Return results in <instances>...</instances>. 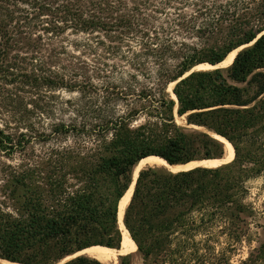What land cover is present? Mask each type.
Segmentation results:
<instances>
[{
	"label": "trees",
	"instance_id": "trees-1",
	"mask_svg": "<svg viewBox=\"0 0 264 264\" xmlns=\"http://www.w3.org/2000/svg\"><path fill=\"white\" fill-rule=\"evenodd\" d=\"M68 33L96 39L128 64L117 92L126 110L108 103L91 119L57 123V158L9 171L0 186V264H59L91 247L120 249V206L142 159L185 165L225 155L216 137L178 124L176 110L227 139L233 159L178 172L143 168L126 232L144 264H228L229 252L264 227V206L249 202L250 181L264 175V0H0V153L34 138L24 94L75 84L57 82L34 54L44 37ZM241 47L226 68L194 70ZM142 114L148 120L133 127ZM64 264L104 263L79 256ZM241 264H264V242Z\"/></svg>",
	"mask_w": 264,
	"mask_h": 264
},
{
	"label": "rangeland",
	"instance_id": "rangeland-1",
	"mask_svg": "<svg viewBox=\"0 0 264 264\" xmlns=\"http://www.w3.org/2000/svg\"><path fill=\"white\" fill-rule=\"evenodd\" d=\"M186 41L189 44L198 43L196 39H188ZM76 44L81 46L75 48L74 45ZM85 44L86 47L84 46ZM41 45L43 47L39 51L34 52L38 60L37 63L43 64V67L57 72V82L60 81L61 77H65L68 83L73 82L75 84L72 85L75 86H67L65 84L62 86L59 84L60 86L57 85V88L54 89L42 87L33 90L32 94H24L25 106L28 109L26 119L33 127L34 138L24 150L16 151L11 156L0 153V186L4 181L3 179L8 177L9 171L21 170L27 166H42L48 162L53 153L57 152V144L60 143L57 140V133L52 131L57 123L64 121L68 123L70 121L79 122L87 118L91 119L96 115L100 107L105 109L108 103H112L113 106L117 107L119 113H123L126 110L125 103L121 99H117V92L123 86L120 80L121 71H130V68L118 56L109 54L103 45H98L96 39L93 40L91 37L89 39L87 35L75 36L68 33L64 38L53 37L49 39L46 36L42 40ZM29 57H31V54ZM221 68L226 67L223 65ZM174 86L171 84L167 91L171 96H174L172 93ZM147 120V117L142 114L134 122L133 127H137ZM176 120L178 124L188 127L190 131H204L217 139L219 138V135L209 132L203 127L188 125L184 117L178 116L177 110ZM14 132L19 133V131ZM42 132H45V134L41 135ZM227 154L225 145L223 158ZM53 157L56 159L57 153ZM155 167L164 168L162 165H156ZM249 187V202L254 203L258 207L264 206V175L250 181ZM123 222L124 214L120 218V224L125 237V235H128V231ZM254 232H256V235L253 242H245L239 246L238 251L229 252L230 259L228 264H241L242 260L249 256L252 249L264 242V227L255 228ZM126 255H129L130 264H144V258L138 252V247L131 254L119 255L115 253L112 261L104 264H122V259Z\"/></svg>",
	"mask_w": 264,
	"mask_h": 264
},
{
	"label": "bare ground",
	"instance_id": "bare-ground-1",
	"mask_svg": "<svg viewBox=\"0 0 264 264\" xmlns=\"http://www.w3.org/2000/svg\"><path fill=\"white\" fill-rule=\"evenodd\" d=\"M238 51L239 50L233 51L218 66L200 65V66H197L195 68V70L215 69L216 67H221L223 65H225V67H226L234 60ZM228 60H229V62H227ZM172 97L175 98V96H172ZM218 137H219L218 139L226 145V149H227L228 154L225 156V158H222L221 160H209V159L198 160V161L190 162V163L185 164V165H170V164H168V162H166V160L162 159L161 157L150 156V157L142 159L139 162V164L137 165L135 172H134V181H136V179L139 175V172L143 168L149 167V166L162 165V166L168 168L172 172H178V171L186 170V169H189V168H192L195 166L217 167V166H221L225 163L232 161L233 156H234V148H233L232 144L229 141H227L226 139L221 138L220 136H218ZM134 188H135V182L132 184L130 190L127 192L123 202L121 203L119 218H122L124 211H125V208L127 207L128 203L131 200V197H132L133 192H134ZM136 248H137V246L134 243V241L128 235L127 236L125 235L123 242H122V246L119 250H115V249L108 248V247H101V246L91 247V248H87V249H85V250H83V251H81V252H79L73 256L68 257L64 261L72 259L73 257L78 256V255H87L91 258L98 259L99 261H101L103 263H108V262L112 261L115 253H117L119 255L131 254V253H134ZM115 251H118V252H115Z\"/></svg>",
	"mask_w": 264,
	"mask_h": 264
},
{
	"label": "water",
	"instance_id": "water-1",
	"mask_svg": "<svg viewBox=\"0 0 264 264\" xmlns=\"http://www.w3.org/2000/svg\"><path fill=\"white\" fill-rule=\"evenodd\" d=\"M244 47H241L240 49H238L239 51L240 50H242ZM238 51V52H239ZM219 65V64H218ZM218 65H216V66H218ZM216 68H221V67H216ZM195 70V69H194ZM193 70V71H194ZM173 94H175L174 92H173ZM218 135V134H217ZM218 159H222V158H218ZM205 160V159H204ZM138 165V164H137ZM137 167V166H136ZM136 167H135V169H136ZM149 167H155V166H149ZM145 168H147V167H145ZM134 172H135V170H134ZM135 182V181H134ZM124 223V222H123ZM79 256H87V255H78V256H75V257H73L72 259H69V260H67V261H63V262H61V263H59V264H64V263H66V262H68V261H70V260H73V259H75V258H77V257H79ZM89 257V256H88Z\"/></svg>",
	"mask_w": 264,
	"mask_h": 264
}]
</instances>
